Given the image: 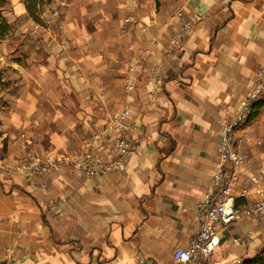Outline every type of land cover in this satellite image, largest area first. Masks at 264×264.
Returning a JSON list of instances; mask_svg holds the SVG:
<instances>
[{
    "label": "crops",
    "instance_id": "crops-1",
    "mask_svg": "<svg viewBox=\"0 0 264 264\" xmlns=\"http://www.w3.org/2000/svg\"><path fill=\"white\" fill-rule=\"evenodd\" d=\"M18 7L12 33L0 41L7 82L0 94L7 103L0 111V260L176 264L172 253L196 233L197 205L211 185L224 108L248 94L264 66V0H53L41 23L23 0ZM178 10L183 15L171 20ZM190 18L196 23L183 46L166 56L165 46ZM157 64L152 97L146 79ZM130 66L136 89L127 95ZM125 104L140 122L125 171L78 178L55 168L27 178L10 168L26 151L77 150L104 109ZM247 125L253 143L245 149L254 167H264V106ZM55 203L58 215L50 217ZM241 221L249 226L230 225L232 239L248 229L254 236L233 244L222 231L206 264L237 257L244 263L264 248V221Z\"/></svg>",
    "mask_w": 264,
    "mask_h": 264
},
{
    "label": "built area",
    "instance_id": "built-area-1",
    "mask_svg": "<svg viewBox=\"0 0 264 264\" xmlns=\"http://www.w3.org/2000/svg\"><path fill=\"white\" fill-rule=\"evenodd\" d=\"M228 2V0H222ZM182 10L170 15L171 20L180 18ZM58 17V12L50 15ZM129 18L124 22L128 23ZM195 18L183 21L179 30L165 46V55L179 50L192 31ZM167 27L168 24L166 23ZM141 31L146 33L147 29ZM64 50L65 45H59ZM145 48L144 56L150 54ZM133 66L128 68L124 78V92L130 95L136 84ZM162 67L157 64L147 77V86L152 97L157 94L156 84L160 80ZM100 101L106 100L102 86H99ZM264 99V66L258 68L256 80L247 95L236 106L226 105L220 119L219 158L212 175L211 185L197 205L196 233L189 240L186 248L177 247L172 253L176 264H206L219 251L222 244V231L234 222L243 219L264 221V167L256 168L245 146L253 143L251 130L248 129V117L257 101ZM140 128V122L133 117L129 104L110 110L104 109L101 123L88 134L82 145L73 152L41 154L24 152L21 158L10 167L24 177L46 174L52 169L65 168L78 178L102 176L112 171H125L136 153L138 140L134 137ZM254 144H261L255 141ZM42 189L46 186L40 185ZM61 204V202H60ZM59 203L55 210L47 213L56 217ZM254 230L248 229L243 235L232 239L233 244H246ZM240 258H232L220 264H240ZM0 264H15L11 259L0 260Z\"/></svg>",
    "mask_w": 264,
    "mask_h": 264
},
{
    "label": "trees",
    "instance_id": "trees-1",
    "mask_svg": "<svg viewBox=\"0 0 264 264\" xmlns=\"http://www.w3.org/2000/svg\"><path fill=\"white\" fill-rule=\"evenodd\" d=\"M53 0H24V5L28 15L36 22L41 23V15ZM8 0H0V41L12 33L13 27L6 15ZM264 106V99L257 101L248 117V123L256 118L261 108ZM243 264H264V248L251 259H247Z\"/></svg>",
    "mask_w": 264,
    "mask_h": 264
},
{
    "label": "rangeland",
    "instance_id": "rangeland-1",
    "mask_svg": "<svg viewBox=\"0 0 264 264\" xmlns=\"http://www.w3.org/2000/svg\"><path fill=\"white\" fill-rule=\"evenodd\" d=\"M19 2H20V0H8V4L6 7V15L8 16V19H13L14 17L16 18V17L20 16V11H19V7H18ZM23 3H24V0H23ZM48 13H50V11ZM41 16H44V14L42 13ZM5 83H7V82H2L1 77H0V94L2 92V89H3ZM6 104L7 103L4 100L0 99V111H3V110H5L4 108H7ZM239 221H241V220H238L237 222H234L231 225H233L234 228L238 227V226L240 227L241 225H244L246 227L249 226V223L245 224V223H243L244 221H241V222H239ZM223 233H224V236H226L225 239L228 238L229 240H231L232 234H233V228L229 227V228H227V230L226 229L223 230ZM227 245H228V243H227ZM240 264H243V263L240 262Z\"/></svg>",
    "mask_w": 264,
    "mask_h": 264
}]
</instances>
